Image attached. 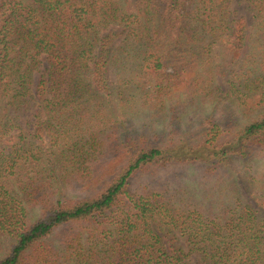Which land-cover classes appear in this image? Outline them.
Instances as JSON below:
<instances>
[{
  "label": "trees",
  "instance_id": "trees-1",
  "mask_svg": "<svg viewBox=\"0 0 264 264\" xmlns=\"http://www.w3.org/2000/svg\"><path fill=\"white\" fill-rule=\"evenodd\" d=\"M243 1L252 29L235 0H0V264H264V176L251 203L223 181L214 208L156 185L264 157V0ZM236 53L224 91L215 58ZM199 100L240 116L182 131ZM172 102L171 135L134 128Z\"/></svg>",
  "mask_w": 264,
  "mask_h": 264
},
{
  "label": "rangeland",
  "instance_id": "rangeland-1",
  "mask_svg": "<svg viewBox=\"0 0 264 264\" xmlns=\"http://www.w3.org/2000/svg\"><path fill=\"white\" fill-rule=\"evenodd\" d=\"M238 0L234 2V8L238 9L240 14H245L249 17L248 26L249 29H252V25L254 21L250 19L251 14H249L244 7L246 8V2H242L240 4L237 3ZM121 31V29H117ZM123 40V37L117 40V44H120ZM253 43H255L253 41ZM244 54L236 53L230 55H218L215 58V63L218 66L217 79L219 86L227 91L229 87V81L232 80V77L229 75L230 70L234 67V65L243 57ZM42 60L45 62V56H42ZM44 69V65L41 66V70ZM40 73L37 74V77ZM117 78V74L115 70H110V80L115 82ZM187 96L184 95L182 99H186ZM175 102V101H173ZM169 103L168 110L162 115H158L153 117V119H147L144 121L142 118L133 122L134 128L138 130V132H146L149 133L150 136H154V139L165 138L169 134L171 135V130L173 128V123L171 117L175 115L174 112L171 111V106L174 104ZM188 102V101H187ZM33 110L26 111L20 117V124L26 129L30 130L34 125L33 118ZM226 115H230V117L240 116L239 107L236 104H233L228 101H219V102H210L205 100H199V102L191 104L190 107L181 108L179 113H176L177 117H180V125L178 124L182 131L187 130V125L191 126V131H194L195 127L200 124V120L202 118L206 119L209 116H215L222 118ZM146 122V125H144ZM179 122V121H178ZM254 167V169L252 168ZM159 173V174H158ZM256 173L260 174V177L264 176V157L258 156L256 159H252L248 164H243L238 162H230L226 166H223L219 171V175L207 176L204 173V168L201 165H171L164 170L158 171L157 180L163 178L162 183H156L157 187L162 186L165 182H170V187L180 190L181 195L186 194L194 197V201L198 202L201 206L203 204H207L206 207L210 206L214 208L218 206L217 204L220 202L222 196H219L222 188L223 181H231L233 179L234 182H237L241 188L242 197L246 202L251 203V197L256 196L260 197L261 192L254 185L253 180L256 179ZM149 179L148 176H144L142 178V182H147ZM141 180V179H140ZM139 180L135 182L134 187L138 186L141 182ZM142 185V183H140ZM139 185V186H140ZM159 185V186H158ZM185 198V199H186ZM208 210V208H206ZM58 238H55L57 240ZM9 243V238H3L1 240L2 254L6 253V248ZM183 245L184 242L181 240ZM1 254V255H2ZM190 264H200V259L197 255L191 256L186 260Z\"/></svg>",
  "mask_w": 264,
  "mask_h": 264
}]
</instances>
